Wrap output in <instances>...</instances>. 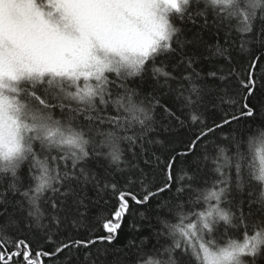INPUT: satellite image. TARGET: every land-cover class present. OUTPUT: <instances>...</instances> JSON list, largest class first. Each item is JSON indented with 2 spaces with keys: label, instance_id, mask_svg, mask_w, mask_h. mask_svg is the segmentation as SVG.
<instances>
[{
  "label": "snow or ice",
  "instance_id": "obj_1",
  "mask_svg": "<svg viewBox=\"0 0 264 264\" xmlns=\"http://www.w3.org/2000/svg\"><path fill=\"white\" fill-rule=\"evenodd\" d=\"M0 264H264V0H0Z\"/></svg>",
  "mask_w": 264,
  "mask_h": 264
}]
</instances>
